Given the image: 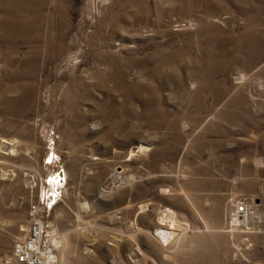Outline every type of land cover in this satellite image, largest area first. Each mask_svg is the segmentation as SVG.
Returning a JSON list of instances; mask_svg holds the SVG:
<instances>
[{"label":"rangeland","instance_id":"rangeland-1","mask_svg":"<svg viewBox=\"0 0 264 264\" xmlns=\"http://www.w3.org/2000/svg\"><path fill=\"white\" fill-rule=\"evenodd\" d=\"M35 220L56 264H264V0H0V264Z\"/></svg>","mask_w":264,"mask_h":264},{"label":"built area","instance_id":"built-area-1","mask_svg":"<svg viewBox=\"0 0 264 264\" xmlns=\"http://www.w3.org/2000/svg\"><path fill=\"white\" fill-rule=\"evenodd\" d=\"M236 216L245 212V206L236 204ZM54 229L48 221L35 220L28 227L26 236L12 247V255L22 264H56V255L51 245Z\"/></svg>","mask_w":264,"mask_h":264},{"label":"bare ground","instance_id":"bare-ground-1","mask_svg":"<svg viewBox=\"0 0 264 264\" xmlns=\"http://www.w3.org/2000/svg\"><path fill=\"white\" fill-rule=\"evenodd\" d=\"M159 234H161L160 237L162 236L164 239L165 238L168 239V237H170L169 234H168V232H166L164 229H160Z\"/></svg>","mask_w":264,"mask_h":264}]
</instances>
